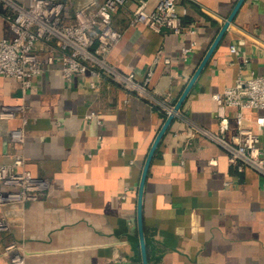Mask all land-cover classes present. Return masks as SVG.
Returning a JSON list of instances; mask_svg holds the SVG:
<instances>
[{
	"label": "crops",
	"instance_id": "0c3cea01",
	"mask_svg": "<svg viewBox=\"0 0 264 264\" xmlns=\"http://www.w3.org/2000/svg\"><path fill=\"white\" fill-rule=\"evenodd\" d=\"M237 2L179 0L188 32L174 34L130 25L137 0H129L113 16L123 37L108 61L138 81L152 69L154 95L177 103ZM13 37L0 16V41ZM252 73L264 75V0L243 2L182 110L232 142L238 109L226 107L223 128L213 94L244 85ZM0 103L25 106L15 119H0V164L22 156L25 168L49 184L37 200L0 206L9 224L0 231V264H12L14 252L26 264H143L138 189L163 111L107 75L69 81L60 62L45 65L28 89L0 76ZM260 116L264 110H246L243 124L264 147ZM18 127L25 139L13 142L10 132ZM143 214L150 264H264V175L237 171L222 145L182 120L170 125L152 160ZM12 243L13 252L6 249Z\"/></svg>",
	"mask_w": 264,
	"mask_h": 264
},
{
	"label": "built area",
	"instance_id": "2783aa9c",
	"mask_svg": "<svg viewBox=\"0 0 264 264\" xmlns=\"http://www.w3.org/2000/svg\"><path fill=\"white\" fill-rule=\"evenodd\" d=\"M128 1L29 0L22 3L0 0V16L8 21L14 32L12 39L0 41V76L14 77L24 89H28L45 65L56 62H60L61 71L69 81L75 74L91 72L98 76L107 75L126 90L149 99L163 111L165 119L174 114L175 119L184 121L193 133L207 135L222 145L228 152L229 163L237 171L252 168L264 175V147L260 136L243 124L246 110H264V75L252 73L244 85L237 84L213 94L223 128L227 126L226 107L238 109L237 134L232 142L195 125L182 108L175 110L176 102L154 95L150 89L152 69L143 81H138L134 73L125 74L109 63V54L123 37V31L114 26L113 16ZM150 1L137 0L130 25L143 24L157 33L188 32L184 21L186 10L179 11V0H154L152 9H149ZM188 50L185 48L184 52ZM230 51L235 53L236 47L232 46ZM23 112L24 105L0 103V119H15ZM94 116L95 112H91L86 118ZM257 124L264 127V116L257 119ZM10 138L13 142L24 141L23 127L11 130ZM24 164L22 156L15 157L12 164H0V183L7 187L0 191V206L37 200L47 192L48 181L34 176ZM8 229V222L0 217V231ZM6 249L15 251V244L8 245ZM11 261L12 264H26L24 257L17 252H14Z\"/></svg>",
	"mask_w": 264,
	"mask_h": 264
},
{
	"label": "water",
	"instance_id": "95a60500",
	"mask_svg": "<svg viewBox=\"0 0 264 264\" xmlns=\"http://www.w3.org/2000/svg\"><path fill=\"white\" fill-rule=\"evenodd\" d=\"M245 0H238L237 4L235 5L233 11L225 21L224 25L222 26L219 34L217 35L216 39L214 40L213 44L209 48L208 52L206 53L205 57L203 58L202 62L198 66L197 70L195 71L194 75L190 79L188 85L184 89L183 93L181 94L180 98L178 99L176 105H175V110H180L188 97L190 91L192 90L196 80L200 76L201 72L203 71L204 67L206 66L208 60L210 59L211 55L213 54L214 50L220 43L222 37L224 36L225 32L229 28L231 22L233 21L236 13L238 12L239 8L243 4ZM175 119L174 114L169 115L161 127L160 131L158 132L151 149L148 153V156L146 158L143 170H142V175L140 179V184H139V189H138V205H137V227H138V234H139V239H140V246H141V254H142V262L143 264H150L149 263V255H148V248H147V243L145 239V226H144V214H143V197H144V189L146 185V181L148 178L149 170L151 167L152 160L155 156V153L157 151V148L163 139L165 133L169 129L170 125L173 123Z\"/></svg>",
	"mask_w": 264,
	"mask_h": 264
}]
</instances>
